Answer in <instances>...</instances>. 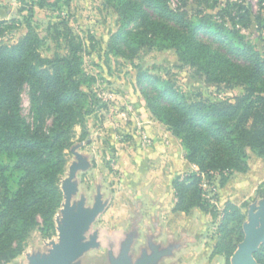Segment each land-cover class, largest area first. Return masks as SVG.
<instances>
[{
  "label": "trees",
  "instance_id": "trees-1",
  "mask_svg": "<svg viewBox=\"0 0 264 264\" xmlns=\"http://www.w3.org/2000/svg\"><path fill=\"white\" fill-rule=\"evenodd\" d=\"M30 1L43 7L49 0ZM104 1L121 22L110 43L116 55L132 60L143 47L170 48L207 83L243 86L245 93L234 103L192 101L165 79L137 75L151 114L180 140L184 158L195 167L172 180L173 210L187 214L197 208L215 218L213 180L218 177L224 185L233 173L246 172L249 152L264 159V56L235 28L205 18L194 21L182 7L171 8L169 0ZM27 11L26 32L14 43L1 39L14 25L0 21V264L23 252L32 229L54 234L65 152L75 127L86 129L94 104L82 87L81 44L69 38L67 51L43 56L42 40L31 24L32 6ZM247 16L241 14L238 22L247 26ZM24 87L30 121L21 114ZM244 220L239 207L224 204L213 255L229 262L243 240ZM253 258L264 264V242Z\"/></svg>",
  "mask_w": 264,
  "mask_h": 264
},
{
  "label": "rangeland",
  "instance_id": "rangeland-1",
  "mask_svg": "<svg viewBox=\"0 0 264 264\" xmlns=\"http://www.w3.org/2000/svg\"><path fill=\"white\" fill-rule=\"evenodd\" d=\"M25 3L20 0H0V21L14 25L1 39L6 44H11L24 35V23L29 15L27 9L32 6L31 24L42 40L40 52L43 56L52 58L67 51L66 43L69 38L73 39V43L81 44V69L85 78L82 87L89 92L94 103L86 118V129L75 127L73 143L65 152L66 163L60 180L62 202L54 216V234L47 237L36 228L32 229L23 252L7 263L44 264L53 261L57 253H62V233L73 230L70 223L75 220L73 195L77 183L81 186V193L89 198L98 186L104 191L110 189V185L115 191L119 190L122 187L119 185L120 170L127 173L129 170L128 174L131 175L133 173L130 169H134L138 163L155 165L156 170L159 167L165 169L162 161L160 164L152 156L149 158L154 146L150 133L157 125H160L158 133L163 138H167L171 132L153 117L147 107L137 84L139 73L147 72L169 81L179 93L192 101L234 103L245 92L240 85L207 83L198 74L196 67L183 64L170 48L143 47L132 60L116 55L110 49V43L113 34L121 29V22L104 0H49L43 7L30 0H25ZM169 5L173 9L182 7L194 21L205 18L223 27L235 28L255 51L264 56V5L260 0H169ZM245 12L249 19L247 26L238 22L239 16ZM132 26L129 25L128 29ZM20 98L21 114L30 121L26 87L22 89ZM156 147L155 145L154 148ZM3 160L10 162L6 157ZM130 165L132 168H127ZM191 169L195 167L192 166ZM241 174H244V179H235L230 186L227 181L225 186L220 185L218 177L213 180L214 193L217 195L214 202L217 209L215 218L210 213L195 208L186 216H181V219L179 217L176 221L173 220L172 223L178 224L179 231L177 250L171 252L166 248L169 237L163 226V246L159 252L151 253V259H156L153 264H233L232 256L226 263L224 256H214L213 248H209L217 242L218 224L224 208V204L219 203L217 189L224 186V190L229 191L236 183L238 185L239 182L246 181L244 183L247 190H243L237 197L236 206L245 215L244 226L255 217L258 226H261L264 213V159L249 152V168ZM163 179L160 193L169 200L170 195L166 189L168 181L164 176ZM209 187L205 184L206 189ZM158 191L156 190V194ZM183 231L186 235L181 236ZM181 244L185 246L181 247ZM96 245L89 234H78L71 246L72 253L78 255ZM73 259L63 264H110L106 260L105 246L85 253L82 260ZM120 260L122 258L119 263ZM123 264L127 262L124 261Z\"/></svg>",
  "mask_w": 264,
  "mask_h": 264
},
{
  "label": "crops",
  "instance_id": "crops-1",
  "mask_svg": "<svg viewBox=\"0 0 264 264\" xmlns=\"http://www.w3.org/2000/svg\"><path fill=\"white\" fill-rule=\"evenodd\" d=\"M157 126L153 127V132L150 133L152 145H156L157 150L152 146L149 158L152 156L160 164L162 161L165 169L159 167L156 170L155 165H147L146 162V164L138 163L134 169H130L133 173L131 175L128 174L129 170L128 173L120 170L119 185L122 187H118L119 190L115 191L110 185V189H105L107 192L105 193L102 187L98 186L89 198L81 193V186L79 187L78 183L75 185L73 196H75V220L79 222L78 234H89L91 240L97 245L88 247L83 253L75 255L74 261L82 260L85 253L90 250L105 246L106 260L110 264H123L124 261L127 264H153L156 259H151V253L159 252L163 246V235H165L162 232L163 226L168 231L166 236L169 237L166 248L171 252L178 249V224L172 222L187 214L173 210L175 199H173L172 180L191 169L192 165L184 158L183 148L178 138L171 133H168L167 138H163L158 133L160 125ZM164 172L168 173L164 175ZM238 174L230 176L226 183L230 186L235 179L243 180L244 174ZM163 176L168 181L166 189L170 195L169 200L160 193L161 184L164 182ZM244 182L246 181H241L238 185L236 183L230 187L229 191L224 190L226 184L218 188L219 203L229 202L236 205L237 197L246 189L247 185ZM156 190H159L157 194ZM184 235L186 234L183 231L181 236ZM183 244L181 247L185 246ZM213 247L214 245L209 248ZM152 258H154L153 254Z\"/></svg>",
  "mask_w": 264,
  "mask_h": 264
},
{
  "label": "water",
  "instance_id": "water-1",
  "mask_svg": "<svg viewBox=\"0 0 264 264\" xmlns=\"http://www.w3.org/2000/svg\"><path fill=\"white\" fill-rule=\"evenodd\" d=\"M262 219L261 226H258L256 217L248 225L244 226L243 240L238 244L237 249L232 255L233 264H257L253 258V254L264 242V213ZM70 224L73 226V230L70 233H62V253H57L53 261H48L44 264H63L75 257L72 253L73 249L71 246L77 239L79 222L74 220Z\"/></svg>",
  "mask_w": 264,
  "mask_h": 264
}]
</instances>
